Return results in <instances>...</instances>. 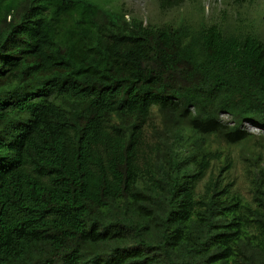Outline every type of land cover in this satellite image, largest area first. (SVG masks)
<instances>
[{"label": "trees", "instance_id": "1", "mask_svg": "<svg viewBox=\"0 0 264 264\" xmlns=\"http://www.w3.org/2000/svg\"><path fill=\"white\" fill-rule=\"evenodd\" d=\"M113 2L0 0V264H264V177L209 147L264 128V6Z\"/></svg>", "mask_w": 264, "mask_h": 264}, {"label": "rangeland", "instance_id": "2", "mask_svg": "<svg viewBox=\"0 0 264 264\" xmlns=\"http://www.w3.org/2000/svg\"><path fill=\"white\" fill-rule=\"evenodd\" d=\"M114 4L121 5L131 13L142 16L146 21L162 22L169 20L173 13L161 15L159 12L160 0H113ZM186 0H183L185 2ZM264 6V0H259ZM207 16L210 20L220 21L224 15L231 16L237 9H246L247 0H202ZM242 6V7H241ZM264 17V14H263ZM223 120L228 121V116L222 114ZM151 123L160 126V116L155 111V115L151 119ZM246 127L250 131V137L242 143L229 145L220 137H212L209 141L211 150H220L224 155H230L233 158V167L231 169L230 180L233 181L234 187L242 193L248 200H253L252 179L255 174L264 177V160L258 159L259 153L264 151V128L255 124L246 123ZM157 136L151 131L146 133V141L150 144L155 143ZM214 165H218L215 162ZM252 229L251 231H253ZM121 244L124 247L131 248L134 242L131 233L126 229H122L120 233ZM242 257L237 258L238 262L242 261Z\"/></svg>", "mask_w": 264, "mask_h": 264}, {"label": "built area", "instance_id": "3", "mask_svg": "<svg viewBox=\"0 0 264 264\" xmlns=\"http://www.w3.org/2000/svg\"><path fill=\"white\" fill-rule=\"evenodd\" d=\"M248 124H251V123H248ZM245 125H246V123H245Z\"/></svg>", "mask_w": 264, "mask_h": 264}]
</instances>
